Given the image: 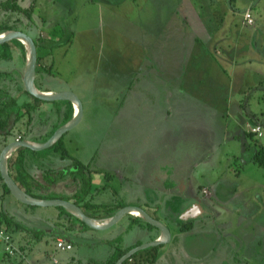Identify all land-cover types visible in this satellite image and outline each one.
<instances>
[{
	"label": "rangeland",
	"instance_id": "rangeland-1",
	"mask_svg": "<svg viewBox=\"0 0 264 264\" xmlns=\"http://www.w3.org/2000/svg\"><path fill=\"white\" fill-rule=\"evenodd\" d=\"M34 4V20L38 15L46 18L44 29L53 27L60 43L52 46V54L48 48L41 50L47 54L42 65L52 64L54 79L48 78V84L55 92H74L82 104L81 119L63 137L71 160L88 164L95 185L103 178L117 189L119 170L128 188L120 190L118 198L145 205L147 211L141 199H132L145 197L147 189L132 175L143 178L139 172L147 176L156 162L182 160L183 171L192 176L180 177L179 193L186 198L164 200L163 210L180 212L179 221H187L182 214L195 202L202 210L190 216L194 231L209 234L226 224L230 229L225 237L239 242L242 253L244 246L261 241L258 247L252 245V251L262 259L239 252L241 259L234 256L229 264H264V168L251 160L264 144V0H34ZM247 10L252 24L243 21ZM44 29L35 33L45 39L49 35ZM14 62L16 57L1 61L0 70L12 72ZM19 100L28 97L21 94ZM50 105L45 103L46 108ZM257 124L260 136L248 129ZM35 152L44 164L38 169L40 179L43 171L57 170L63 160L47 149ZM71 169L72 165L66 170ZM66 181H57L54 190H67ZM110 187L100 189L98 198L112 199ZM68 190L72 191L70 185ZM69 191L47 195L68 198ZM0 209L25 227L9 229L22 255H4L0 242V264H89L90 256L103 252L83 241L84 234L93 232L109 238L110 245L123 246L137 237L143 244L147 239L123 216L112 231L85 228L71 234L72 250H56L46 231L51 227L66 233L62 219L55 216L58 208L24 206L6 194ZM33 230L43 236L35 238ZM174 258L160 257L149 264H183L181 255Z\"/></svg>",
	"mask_w": 264,
	"mask_h": 264
},
{
	"label": "trees",
	"instance_id": "trees-1",
	"mask_svg": "<svg viewBox=\"0 0 264 264\" xmlns=\"http://www.w3.org/2000/svg\"><path fill=\"white\" fill-rule=\"evenodd\" d=\"M21 1L22 0H0V33L6 30H21L28 33V26L26 24L27 19H31L33 6L30 5L24 7L21 5ZM55 31L56 30L48 32L50 34L49 39H44L40 35L33 36V40L37 49L35 84L39 89L45 91H47V89L38 85V78L52 76V64L48 66L42 65V59L47 54L45 55V52L41 50L43 49V47L48 48V54H50L52 46H57L60 44L59 39L54 38L56 36ZM11 47H15L19 51L20 66H23V64L25 63L26 50L24 45L19 40L14 39L0 44V60L11 61L13 57ZM21 94H25L28 97V100H22L20 102L19 95ZM45 103H51V105L46 108ZM72 115L73 107L69 101L40 100L29 94L24 89L21 75L15 77V75L11 71H0V146H2V148L5 144L16 139L18 136L21 139H30L38 142L46 141L52 135V133L59 126L67 122L72 117ZM23 118L26 119V121L23 122L24 127L21 128L20 122ZM29 136H32V138ZM63 137L64 135L51 147L47 148V150L56 152L60 155V158L66 159L69 156L67 154V151L64 149ZM28 152L36 153L34 150L23 147L17 148L12 152L11 156L8 158V170L11 177L26 193L34 197L55 198L54 196L39 193L34 188V186L37 184V181L26 167V153ZM251 160L257 166L264 168V144H259L256 151L252 154ZM71 165L73 166V169L69 170V172L66 173L63 171L55 173L53 170L47 169L46 171H44V179H46V182L48 183H55L67 178V176H70L74 180H76L79 186L73 194V201L81 207L86 215L92 218H107L113 215L122 206H124L123 203L107 205L91 202L90 198H88V196L91 195L92 186L91 173L89 172V167H87L88 164L74 160L72 161ZM105 175L107 176V174ZM105 187L106 186H102L98 190L104 189ZM6 194L11 193L0 176V200H3ZM66 200L70 199L66 198ZM23 205L33 207L32 205ZM56 208L59 209L56 216L58 220L65 219V221L61 220V223H63L66 228H70V225L72 226L75 222H79L83 226V228H90L83 222L78 220L76 217H74L72 214L68 213L62 207ZM177 213L178 212H175V215L173 214L176 219L177 216L180 215V212L178 214ZM67 219L73 220L74 223L68 224ZM132 221L141 222L148 228L156 229L152 225L145 222L139 216H135ZM177 221L180 223V230L184 231L191 228V223L188 220L179 221V219H177ZM0 225L5 226L7 232H9V229H15V227H18V229H25L24 226H18L17 222H15L11 218V216L2 209H0ZM63 229L65 230V228ZM159 246L161 245L139 250L135 252L130 258L124 260L122 264L154 262L158 256ZM113 247L114 250L106 260L102 262H95L94 264H114L116 260L129 249V247L122 248L120 243H116L115 245H113Z\"/></svg>",
	"mask_w": 264,
	"mask_h": 264
},
{
	"label": "crops",
	"instance_id": "crops-1",
	"mask_svg": "<svg viewBox=\"0 0 264 264\" xmlns=\"http://www.w3.org/2000/svg\"><path fill=\"white\" fill-rule=\"evenodd\" d=\"M21 5L24 7L25 6L27 7L30 5L33 6V11H32L33 16H31L30 20L27 19L26 25L28 26V29L30 32H31V30H33V32H34L33 36H35V35L37 36L38 33H35V30L38 31V30L44 29L45 24H47V22H49V21H47L46 18L42 17L41 15H38V17H40L39 20H37V21L34 20V10H35L34 0H22ZM35 17H37V16H35ZM52 30H54V28L50 27L48 31H46V30L45 31L48 33ZM48 35L49 36H47L45 39L50 38L49 33H48ZM11 50L13 52V57H12L11 61L12 60L14 61L15 57L18 61L17 63L14 62L12 64L11 70L14 73L15 77H18V75L22 76L25 63L23 64V66H20V62H19L20 53H19V51L15 47H11ZM50 54H52V50H50ZM25 60H26V56H25ZM1 61H4V60H0V63H1ZM48 78H50V77L45 76L43 78H38L39 85L42 86L43 88L47 89L48 91H54L51 88V85L48 84V82L50 81V80L47 81ZM50 79L53 80L54 77L50 78ZM73 112H74V108H73ZM256 122L259 123V120L256 119ZM53 153L58 154L56 152H53ZM35 155H36L35 153H29V152L26 153V157H27L26 167H27L28 171L34 176V178L37 181V184L34 186V188L37 190V192L47 194L50 191H52L55 193L64 194L65 192L69 191L68 188L70 185L72 187V191L68 192L71 194V196L68 198L71 201H73V194L75 193V191L77 190V188L79 186L78 182L76 180H74L73 178H71L70 176H67V181L65 182V184L67 185V187H66L67 190L62 191L61 193H60V191L54 190L55 185L57 183H59L60 181L55 182V183L46 182V179H44V174H45L44 171H43L42 178L40 179L38 177L39 176L38 175V169L40 167H43L44 164L42 161L43 159L38 158ZM36 157H37V159H36ZM38 159H39V161H38ZM60 162H61V164L57 167V170L53 169V171L55 173H58L59 171H63L65 173L69 172V170L67 171L66 169L72 163L71 158L68 157L66 159L61 160ZM182 166H183L182 160H181V162H179L177 159L172 160V162L170 164L165 163L164 165L156 162L155 167L148 173L147 176L142 174L141 172H139V174H140V176L143 175L144 176L143 178L136 175V172L132 175V178L137 183H139L140 185L142 184V186H141L142 188L144 186H145V188H147L144 192L145 197L142 196L143 197L142 198V197L137 196V195H135V196L132 195V199H134V201L141 199V201H143L145 204H147V207L150 209V211H147V210L146 211L151 216H153L154 218L165 223L169 227L170 232H171L170 241L167 243H164V244H160L162 246V248H158V256H157L155 261H157L160 257H164L165 259L172 258L173 261H175L174 257H178L179 255H181L182 256L181 262L183 264H229V262L233 259L234 256H238L237 254L239 252L243 255L242 257L247 258L250 256L252 258H255V254H256L257 255L256 257H259L260 259H262V257L259 256L257 251L256 252L252 251V245L255 244L258 247L260 245V242H261L260 240H257L256 242L248 244L246 247L243 245L245 249H244V252L242 253V245H239V242L234 241V240H228L225 237L224 233L230 229V228L226 227V224L219 225L218 228L213 229V230L219 231L220 233H217L213 230L211 231L212 233L209 232V234H207L205 232L194 231L192 229L193 224H194V222L192 220L193 218L190 219V216L192 217L194 215H197L198 212H201V210H202V208L200 206L196 205L195 202L189 203L185 209V212L189 213L188 215H190L187 218H189L188 221L191 223V228L188 230H184V231L179 229V227H180L179 223L176 222L177 219L174 217L175 212L174 211H170L168 213L165 212L163 210L164 209L163 204H164V202H166L164 200H168L171 197L181 198V196H183L184 198H186L185 197L186 195H184L183 193H179V187H180L179 184H180V181H183V180H181L180 177L181 176L182 177L188 176L190 179L192 176L190 175L189 172L183 171ZM49 167L50 166H48L46 168H49ZM160 168H162V169H160ZM115 173H116L115 176L120 180L117 189L112 187V183L110 181H106V183L103 182L104 181L103 178H101L98 182H96V185H95V182L93 179V174L91 175V178H92L91 179V185H92V187L95 188V192H91V195L88 196V198H90L91 202L97 203V204H107V205H114L117 203H123V205H138V206H141L142 208L146 207L145 205H141L140 203L127 202V201H125V199L123 197L118 198L120 190H125L128 187L126 186L125 182L122 181V180L126 181V178H124V175L120 174L119 170L115 171ZM185 173L187 176L185 175ZM144 182L147 184H144ZM98 183H100L99 184L100 188L102 186H106L102 190H106V188H109L110 186H111L110 188H113L112 189V192H113V198L112 199L102 200V199L98 198L101 196V193L97 188V187H99ZM180 189L183 190V187H181ZM55 198H62V199L66 200V197H63V196L55 197ZM125 216H127V225L128 226H130L131 228L138 226L139 229H141L140 235H144L145 237H147V239H145L144 242H148L150 240H153V239L159 237L160 232L157 228H156L157 230L151 229V228H148L145 225H143L141 222H133L132 221L134 219V217L138 216V215L126 214ZM67 220H68V224L74 223L73 220H69V219H67ZM63 221H65V219H63ZM201 225L203 227L205 226L203 224H201ZM18 226H20V225L18 224ZM114 227H115V224L112 225L111 227H108L107 229H103L104 231L103 230L102 231L104 233L110 232L113 229H115ZM205 227L207 228V226H205ZM63 228H65V230H68V231H66V233H64L57 228H56L57 230H55L51 227L47 228L46 236L48 237V239H50L52 241V243L54 244V248L56 250H62V251L66 250V249H59L56 247L55 242H56V238H58V237H62V238H64V240L66 242L70 243L72 245V247L70 249H67V250H72L74 247V242L71 238L72 237L71 234H74V232L80 233L81 231L85 230V228H83V226L79 222H75L72 226L70 225V228H66L65 225H63ZM206 228H204V229L206 230ZM15 229H18V227L17 228L15 227ZM89 229L93 230V228H89ZM18 230H23V229H18ZM95 230H97V229H95ZM23 231H19V232L22 234H25ZM38 232H40V230H33V236L35 238L40 239L42 234L40 236H38V234H39ZM94 233L95 232H93V234H90V235L84 234L83 235V241L86 243L87 246L101 247V251H103V252L101 253L100 256H98V255L90 256L89 257L90 258L89 264H94L95 262H102V261L106 260L110 256L112 251L114 250L113 245L109 244V242H110L109 238L104 237L102 235L96 236V235H94ZM17 239L19 241V236ZM139 244H142V240L139 237H137L133 241L129 242L128 244H124L123 246L121 245V247L122 248L129 247V249H131L134 246H137ZM161 246H159V247H161ZM19 247H20V245H19ZM21 249H23V250L25 249L26 257H27L26 247L22 246ZM247 250H250V255H248V256L244 255V253ZM7 256H9V255H7ZM70 257H71V260L74 261L75 257L73 255H70ZM183 258L186 259L185 262H183L184 261ZM240 259H241V257L238 258V260H240ZM141 263L142 264H149L152 262H140V264ZM135 264H138V263H135Z\"/></svg>",
	"mask_w": 264,
	"mask_h": 264
},
{
	"label": "water",
	"instance_id": "water-1",
	"mask_svg": "<svg viewBox=\"0 0 264 264\" xmlns=\"http://www.w3.org/2000/svg\"><path fill=\"white\" fill-rule=\"evenodd\" d=\"M19 40L25 47L26 60L24 70L22 74V82L24 89L32 96L44 100V101H56V100H67L69 101L74 112L72 117L59 126L52 135L43 142L33 141L30 139H14L7 144L0 151V176L10 190L11 195L19 202L32 205V206H49V207H62L68 213L72 214L78 220L83 222L90 228L103 230L111 227L117 223L126 214H135L141 217L145 222L157 228L160 232L158 238L134 246L133 248L126 251L121 255L114 264H122V262L130 258L135 252L148 248L158 246L170 241L171 232L170 229L162 221L151 216L145 209L138 205H124L118 209L113 215L97 219L86 215L81 207L71 200H65L62 198H38L26 193L11 177L8 170V158L14 150L17 148H28L30 150L39 151L51 147L57 142L67 131L72 129L82 117V104L78 96L70 91H45L39 89L35 84L36 65H37V49L34 43L33 37L21 30H6L0 33V44L10 41ZM185 212L182 218H187L190 215Z\"/></svg>",
	"mask_w": 264,
	"mask_h": 264
},
{
	"label": "built area",
	"instance_id": "built-area-1",
	"mask_svg": "<svg viewBox=\"0 0 264 264\" xmlns=\"http://www.w3.org/2000/svg\"><path fill=\"white\" fill-rule=\"evenodd\" d=\"M243 21L245 22V24H252V18L249 10L244 12ZM248 129L252 133H255L259 136L261 135V126L259 124H257L256 126L248 125ZM16 139H20V137L18 136ZM0 242H2L4 246L3 250L5 254L15 255L18 252L22 255L21 250L14 245L10 233L7 232L6 227L3 225H0ZM56 247L59 249H70L72 246L70 243L65 242L63 238L58 237L56 238Z\"/></svg>",
	"mask_w": 264,
	"mask_h": 264
},
{
	"label": "flooded vegetation",
	"instance_id": "flooded-vegetation-1",
	"mask_svg": "<svg viewBox=\"0 0 264 264\" xmlns=\"http://www.w3.org/2000/svg\"><path fill=\"white\" fill-rule=\"evenodd\" d=\"M183 214H184V213H183ZM180 216H181V213H180ZM178 217H179V216H177V219H179ZM185 219H186V218H185ZM177 222H178V221H177ZM178 223H179V222H178ZM179 224H180V223H179Z\"/></svg>",
	"mask_w": 264,
	"mask_h": 264
}]
</instances>
